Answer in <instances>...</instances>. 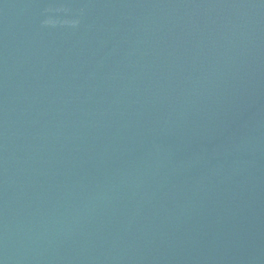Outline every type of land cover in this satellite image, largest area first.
Here are the masks:
<instances>
[{"label":"water","instance_id":"water-1","mask_svg":"<svg viewBox=\"0 0 264 264\" xmlns=\"http://www.w3.org/2000/svg\"><path fill=\"white\" fill-rule=\"evenodd\" d=\"M0 264H264V0H0Z\"/></svg>","mask_w":264,"mask_h":264}]
</instances>
